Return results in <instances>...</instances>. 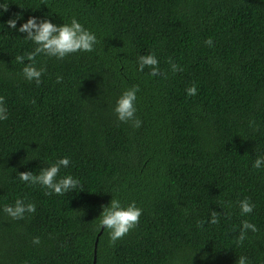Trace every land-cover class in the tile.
Instances as JSON below:
<instances>
[{
    "label": "trees",
    "instance_id": "16d2710c",
    "mask_svg": "<svg viewBox=\"0 0 264 264\" xmlns=\"http://www.w3.org/2000/svg\"><path fill=\"white\" fill-rule=\"evenodd\" d=\"M0 3V23L17 13V27L29 16L55 24L75 17L97 36L91 52L37 55V85L21 74L27 59L15 60L35 45L0 26L8 110L0 121V208L17 197L36 206L23 219L0 210V264H235L240 255L264 264V167H252L264 153V0ZM149 52L160 69L154 75L150 66L136 70ZM132 85L138 127L112 110ZM192 85L196 94L187 95ZM60 156L70 164L58 175L78 177L83 190L46 195L19 180ZM244 197L255 204L247 216L237 203ZM112 198L142 211L109 243L98 219ZM211 211L217 224L208 223ZM243 219L257 231L237 244Z\"/></svg>",
    "mask_w": 264,
    "mask_h": 264
},
{
    "label": "clouds",
    "instance_id": "9594fccd",
    "mask_svg": "<svg viewBox=\"0 0 264 264\" xmlns=\"http://www.w3.org/2000/svg\"><path fill=\"white\" fill-rule=\"evenodd\" d=\"M0 9L6 10L7 4L0 3ZM21 19L19 13L0 23L4 27L6 24L8 29H15L17 32L25 33V40L31 41L35 47L32 51H26L23 54L16 55L17 63L27 59V64H22L21 74L27 81H34L37 85L41 82V75L44 72L43 67H37L35 57L43 55L46 57H55L62 59L70 53L91 52L97 44V36L94 32L85 28L75 17H70L66 23L55 24L48 19L38 20L36 16H29L17 27V20ZM205 43L210 44V39H206ZM171 63V62H170ZM145 66H150V74H155L158 70V60L154 53L139 55L136 62V70L142 71ZM173 72L178 70L175 63H171ZM57 81L61 77H56ZM138 85H132L123 89L116 97L113 111L116 119L120 122H131L133 127H138L141 123L136 116V101ZM187 95L196 94V86L192 85L186 88ZM8 110L4 104V98L0 97V121L7 119ZM70 160L68 156H60L47 163L45 167H41L38 172L23 171L19 173V180L27 182L30 185H39L46 195L57 194L62 195L68 191L73 193L83 190L81 181L78 177L70 173L58 175L62 168L69 167ZM252 167L260 169L264 167V153L256 156L252 161ZM239 213L243 216L251 213L255 204L250 202L248 197L240 199L238 202ZM5 214L12 219H23L25 214L35 212L34 203L26 200L25 197H17L12 203H7L0 208ZM142 209L137 206L135 201L127 204L117 198H112L107 205L101 206L99 212L98 225L108 230L109 243L115 242L119 238L126 235L130 229H133L140 217ZM219 215L216 211L209 212L208 223L217 224ZM248 231L256 232V225L248 219L241 220L237 235V244L244 241ZM33 243H39V237H33ZM235 264H250L245 255L236 258Z\"/></svg>",
    "mask_w": 264,
    "mask_h": 264
},
{
    "label": "water",
    "instance_id": "95a60500",
    "mask_svg": "<svg viewBox=\"0 0 264 264\" xmlns=\"http://www.w3.org/2000/svg\"><path fill=\"white\" fill-rule=\"evenodd\" d=\"M97 239V238H96ZM93 261H95V258L93 259Z\"/></svg>",
    "mask_w": 264,
    "mask_h": 264
}]
</instances>
